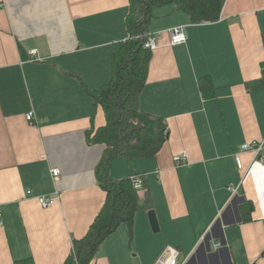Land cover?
Masks as SVG:
<instances>
[{
	"label": "crops",
	"instance_id": "crops-1",
	"mask_svg": "<svg viewBox=\"0 0 264 264\" xmlns=\"http://www.w3.org/2000/svg\"><path fill=\"white\" fill-rule=\"evenodd\" d=\"M2 2L0 264H64L107 198L96 173L106 144L91 142L106 118L89 91L113 78L130 0ZM152 13L159 46L139 108L163 118L169 137L154 156L116 157L110 169L141 176L137 191L152 207L136 213L133 235L127 223L110 234L91 264H154L167 246L185 264H264V161L243 152V179L235 160L242 144L264 139V0H226L218 21L198 24L174 4ZM176 26L187 39L172 44L166 30ZM31 110L39 123L27 120ZM50 195L43 207L37 196Z\"/></svg>",
	"mask_w": 264,
	"mask_h": 264
},
{
	"label": "trees",
	"instance_id": "trees-1",
	"mask_svg": "<svg viewBox=\"0 0 264 264\" xmlns=\"http://www.w3.org/2000/svg\"><path fill=\"white\" fill-rule=\"evenodd\" d=\"M226 0H130L127 17L129 38L114 55V75L105 86L89 91L95 105L103 107L106 123L99 127L91 142L106 144L96 173L100 186L107 192L106 201L87 234L74 240L73 251L64 264H91L101 243L122 223L130 233L136 213L152 207L149 193L144 199L133 187L130 177L114 178L110 173L113 159L120 156H154L169 137L168 125L161 117L139 108L141 92L147 80L152 50L145 47L150 37L153 7L174 4L185 11L192 23L218 21ZM205 96L212 93L209 77L200 80ZM209 89V90H207ZM15 264H33L30 259Z\"/></svg>",
	"mask_w": 264,
	"mask_h": 264
},
{
	"label": "built area",
	"instance_id": "built-area-1",
	"mask_svg": "<svg viewBox=\"0 0 264 264\" xmlns=\"http://www.w3.org/2000/svg\"><path fill=\"white\" fill-rule=\"evenodd\" d=\"M4 7V3H0V10ZM166 32L168 33L170 37V42L172 44H178L183 43L187 39V33L186 29L183 26H176L170 29H167ZM159 46L158 39L155 36L149 37L147 42L145 43V47L150 48L151 50H155ZM33 55L36 54V51H31ZM26 118L30 123H39V120L35 116V112L33 110L26 113ZM245 151H252L255 154L254 161L263 160L264 161V139L262 140H254L250 142H246L241 145L238 152L235 154V160L238 169L243 172L242 178L244 179L249 169H246L244 162L242 160V153ZM177 164L184 163L188 160V154L187 152L183 151L181 153H178L174 157ZM52 176L55 180L59 179L60 176V170L57 168L52 169ZM133 187L136 190H139L144 187V182L141 176L139 175H132L131 177ZM232 190L235 192L237 188H232ZM27 195L31 196L32 191H27ZM58 198L57 195H50V196H37V199L41 203L43 207H48L49 205L53 204L55 200ZM1 216V213H0ZM222 245L221 242H215L214 247L218 248ZM186 260L181 259V252L177 247L173 246H167L162 254L159 256V258L156 260L154 264H185Z\"/></svg>",
	"mask_w": 264,
	"mask_h": 264
},
{
	"label": "water",
	"instance_id": "water-1",
	"mask_svg": "<svg viewBox=\"0 0 264 264\" xmlns=\"http://www.w3.org/2000/svg\"><path fill=\"white\" fill-rule=\"evenodd\" d=\"M148 215H149V219H150L153 230L158 231L159 230V221H158L155 210H153V209L149 210Z\"/></svg>",
	"mask_w": 264,
	"mask_h": 264
}]
</instances>
